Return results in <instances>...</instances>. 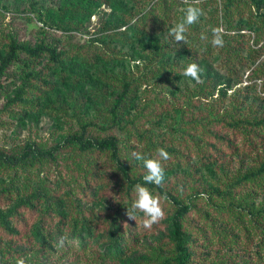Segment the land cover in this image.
I'll use <instances>...</instances> for the list:
<instances>
[{
    "label": "rangeland",
    "instance_id": "rangeland-1",
    "mask_svg": "<svg viewBox=\"0 0 264 264\" xmlns=\"http://www.w3.org/2000/svg\"><path fill=\"white\" fill-rule=\"evenodd\" d=\"M187 6L0 0V60L9 38L60 53L55 64L23 54L4 71L0 151L49 150L78 135L113 138L129 175L143 184L145 170L131 153L158 158L163 148L170 156L162 186L144 185L168 194L164 216L121 251L107 228L135 197L115 163L67 144L54 161L0 170V264L17 257L26 264H177L169 195L188 209L179 217L183 264H264V0H199V20L185 42H175L168 32ZM211 26L222 29V47L210 43ZM189 63L202 70L201 83L182 74ZM125 85L127 99L112 112ZM247 134L259 138L250 149L242 148ZM222 137L233 150L212 149ZM36 187L46 200L29 215L19 203ZM76 223L81 239L72 233ZM48 232L47 249L32 240Z\"/></svg>",
    "mask_w": 264,
    "mask_h": 264
},
{
    "label": "trees",
    "instance_id": "trees-1",
    "mask_svg": "<svg viewBox=\"0 0 264 264\" xmlns=\"http://www.w3.org/2000/svg\"><path fill=\"white\" fill-rule=\"evenodd\" d=\"M25 55L31 59H40L42 56H46L48 59L49 63L55 64L57 63V60L60 57V53H57L55 49L50 48L49 45L46 44H38L34 47L28 45V44H18L14 38H9L8 41V49L4 56L0 60V79L4 73V71L7 70V68L14 63L16 60L20 58L21 55ZM0 87H1V82H0ZM129 94V85H125L119 94V96L115 99L114 104H113V110L117 108L118 106H122L123 103L127 99V95ZM23 95L22 88H20L15 95L12 97L13 102H17L18 98ZM229 123V122H228ZM234 125L232 122L230 124H227V128H231L232 131L234 132L235 130L237 131L236 127H230ZM258 126H261V123L259 122ZM236 134L239 139H240V133ZM233 133V139H236V136ZM257 139L255 136L252 134H247L245 138L243 139V144L242 148H248L250 149L254 144L257 142ZM67 144H75L78 147V150L81 152H87V151H94L98 155H102L104 158L108 159L110 162H113L116 164L118 167V171L122 174L123 178L126 180V187L127 189H133L134 185L137 183L143 184V182L139 179H133L129 175V171L125 165L122 164L119 154H118V148H117V143L115 139L113 138H104L101 140H85L83 138V135H78V136H71L68 139H65L62 144L60 145H55L49 150H40L33 144H26L22 151L19 154L16 155H11V154H6L2 151H0V170H8L11 168H14L16 166H21V165H28L33 162L37 161H42V160H50L54 161L55 160V154L65 145ZM212 149H217L219 150L220 148H223L225 150L231 151L233 150L232 145L227 141L225 138H218L215 143H211ZM262 170V169H261ZM39 182V181H38ZM159 194L161 195H166L168 194L164 192L162 189L158 191ZM173 200H174V205L177 207V210L175 212V221L173 225V234L176 238L177 246L176 249L179 252V256L176 260L177 264H183V256L186 252V247L184 245L183 241V234L180 229V224H179V217L184 215L188 209L186 206H181L179 207V202L178 200L173 196L169 195ZM46 200L45 198V193L42 192V190L39 187L35 188V191L31 193L30 195L27 196L26 200L24 202H20V208H24L28 210V214L31 215L33 212L32 205L33 203H39L43 202ZM125 210L120 217H116L112 224L107 228V231H109V234L114 238V243L116 244L117 250L121 251L123 250L126 246L132 244L134 242V237L137 235H142L148 232V229L153 228V225L151 227L146 228L144 227V215L143 213H134L135 221L129 219L126 215ZM17 212L14 213V215ZM16 219V218H15ZM14 219V220H15ZM18 221V219H16ZM43 224V220L41 222V225ZM76 225L72 229V233L76 235L77 238L81 239V231L83 226L80 225L77 227ZM42 229H40L41 231ZM78 230V231H76ZM78 232V233H76ZM10 236L15 233H9ZM19 234V233H18ZM49 234V235H48ZM41 235V234H40ZM14 236V235H13ZM39 236V235H38ZM50 236V233L48 232L47 235H42V237H35L32 238L31 236L26 238V239H31L38 243L39 245H43L46 249L48 246H50V239L48 238ZM21 238V235H20ZM15 253L17 251H14Z\"/></svg>",
    "mask_w": 264,
    "mask_h": 264
},
{
    "label": "clouds",
    "instance_id": "clouds-1",
    "mask_svg": "<svg viewBox=\"0 0 264 264\" xmlns=\"http://www.w3.org/2000/svg\"><path fill=\"white\" fill-rule=\"evenodd\" d=\"M198 2L199 0H184V3L188 6L182 9L183 16L168 32L169 37H172L175 42H185V33L188 27L199 20L202 10L194 6V4ZM209 31L211 32L210 43L214 47H222L224 44L222 29L211 26ZM201 39L208 41L209 38L206 34H201ZM201 71L202 70L196 63H189L183 69L182 74L197 83H201ZM131 156L142 164L145 174L143 176L144 184L137 183L133 187L135 198L131 202L130 209H127L126 215L129 219L135 221L134 213L137 211L143 213L145 217L144 227L149 228L164 216L161 200H167V196L161 197L159 194L154 195L153 192L144 185L152 184L157 187L162 186L164 180V167L162 161L169 160L170 156L163 148L156 149V156L158 158H152L139 151H133ZM14 264H26V260L23 257H17L14 259Z\"/></svg>",
    "mask_w": 264,
    "mask_h": 264
}]
</instances>
